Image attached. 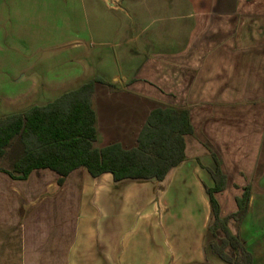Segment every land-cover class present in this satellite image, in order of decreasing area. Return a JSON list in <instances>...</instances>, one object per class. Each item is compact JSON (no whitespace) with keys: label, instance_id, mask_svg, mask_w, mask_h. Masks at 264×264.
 Wrapping results in <instances>:
<instances>
[{"label":"crops","instance_id":"1","mask_svg":"<svg viewBox=\"0 0 264 264\" xmlns=\"http://www.w3.org/2000/svg\"><path fill=\"white\" fill-rule=\"evenodd\" d=\"M127 5L138 35L123 45L138 48L114 58L121 75L97 77V147L134 149L154 110L184 109L186 161L162 183L0 172V264H227L210 247L206 169L214 154L225 175L264 172V0Z\"/></svg>","mask_w":264,"mask_h":264},{"label":"rangeland","instance_id":"2","mask_svg":"<svg viewBox=\"0 0 264 264\" xmlns=\"http://www.w3.org/2000/svg\"><path fill=\"white\" fill-rule=\"evenodd\" d=\"M127 2L0 0V118L44 106L100 75L108 81L121 75L114 58L138 48L123 45L138 35L134 13L139 10L132 11ZM263 173H228L219 198L222 215L228 216L237 210L236 198L252 185L245 220L229 226L258 264H264Z\"/></svg>","mask_w":264,"mask_h":264},{"label":"trees","instance_id":"3","mask_svg":"<svg viewBox=\"0 0 264 264\" xmlns=\"http://www.w3.org/2000/svg\"><path fill=\"white\" fill-rule=\"evenodd\" d=\"M97 83L108 84L96 78L44 106L0 118V161L6 165L0 172L24 181L32 172L48 169L60 176L59 185L80 168L87 169L95 179L111 174L115 182L167 180L186 161L187 137L193 135L189 111L156 109L149 116L136 148L125 150L115 144L100 149L94 106ZM213 159L216 168L206 170L214 186H205L214 220L209 227L212 253L227 264H255L241 236L229 226L231 221L241 224L245 220L252 185L236 198V212L224 217L217 195L226 190L227 176L218 157L213 154Z\"/></svg>","mask_w":264,"mask_h":264},{"label":"water","instance_id":"4","mask_svg":"<svg viewBox=\"0 0 264 264\" xmlns=\"http://www.w3.org/2000/svg\"><path fill=\"white\" fill-rule=\"evenodd\" d=\"M104 1H109V0H104Z\"/></svg>","mask_w":264,"mask_h":264}]
</instances>
